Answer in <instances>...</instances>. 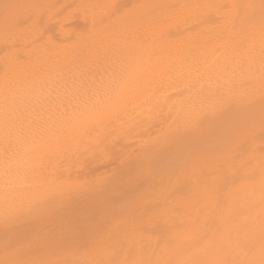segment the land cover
<instances>
[{"label": "bare ground", "instance_id": "bare-ground-1", "mask_svg": "<svg viewBox=\"0 0 264 264\" xmlns=\"http://www.w3.org/2000/svg\"><path fill=\"white\" fill-rule=\"evenodd\" d=\"M234 2L237 0H83L63 16L61 11L51 10L43 22L24 19L29 25L3 30L0 97L11 90L19 119L14 121L13 138L0 143V179L45 168L51 142L78 126L107 119L117 99L123 101L142 90L149 78L167 71L179 55H194L205 38L201 34L223 26L226 9H207L203 4ZM133 18L138 22L133 23ZM254 42L258 52V30ZM77 87L80 91L74 94ZM258 95L257 91L254 100ZM254 100H226L220 111L170 132L171 121L153 114L128 130L110 126L111 130L92 142L82 139L71 145L61 156L56 180L79 187L71 193L54 189L32 193L42 198L32 211L24 210V201L30 197L17 198L12 207L7 202L0 204V264H68L89 256L97 240L111 236L118 241L130 221L139 223L163 207L165 197L186 195L194 169H202L203 181L217 178L222 186L225 182L234 185L238 214L255 211L258 218L264 198L258 175L238 172L228 179L218 176L208 163L178 168L188 153L177 151L176 145L180 134L192 131L199 136V145L205 144L202 150L209 149L206 141L211 147H221L237 115ZM167 110L162 106L158 111ZM244 150L239 153L242 158ZM259 151L258 144L257 156ZM152 168L168 180L141 199V193L131 188L137 180L149 179ZM165 230L162 222L155 227L141 226L142 232L156 236ZM123 251L120 247L119 252Z\"/></svg>", "mask_w": 264, "mask_h": 264}, {"label": "snow or ice", "instance_id": "snow-or-ice-1", "mask_svg": "<svg viewBox=\"0 0 264 264\" xmlns=\"http://www.w3.org/2000/svg\"><path fill=\"white\" fill-rule=\"evenodd\" d=\"M3 5L0 23L5 26L30 14H48L53 9L51 4L41 7L39 0H3ZM203 7L226 9L224 24L218 30L213 28L201 34L205 38L198 43L194 55H179L167 71L149 78L142 90L123 101L117 99L107 119L78 126L51 142L45 168L0 179V204L7 202L12 207L17 198L30 197L24 201V210L32 211L42 203L40 196H32L34 192L54 189L71 193L79 185L56 180L62 154L82 139L96 140L102 132L111 130L110 126L128 130L147 116L158 114L171 121L167 129L170 132L181 124L193 125L202 116L220 111L225 101L234 97L251 101L258 91L264 104V0H237L230 5L207 3ZM132 22L138 21L133 18ZM257 30L258 52L254 42ZM237 84L244 87H235ZM79 91V87L73 89L74 94ZM209 96L215 98L209 101ZM162 106L167 112L158 111ZM18 119L9 90L7 96L0 97V143L13 138L14 121ZM250 128L244 129L245 135H251ZM261 129L264 131V113ZM239 147L238 140L226 143L223 155L211 167L218 176L223 174L228 179L238 172L258 175L264 190V138L258 156L252 143L249 154L237 159ZM201 176L202 169H194L189 175L192 187L186 195L165 197L163 207L148 213L139 223L130 221L118 241L105 236L96 241L91 255L68 264H264V198L258 218L255 211L240 216L235 186L227 182L222 186L217 178L206 182ZM160 222L166 230L159 236L141 231L143 224L155 227ZM120 247H124L122 253Z\"/></svg>", "mask_w": 264, "mask_h": 264}, {"label": "rangeland", "instance_id": "rangeland-1", "mask_svg": "<svg viewBox=\"0 0 264 264\" xmlns=\"http://www.w3.org/2000/svg\"><path fill=\"white\" fill-rule=\"evenodd\" d=\"M54 1L55 0H50V3H48L49 2L48 0H39V3H40L41 7L45 6L46 4H51V6L53 8L52 10H55V11H58V12L61 11L60 14H61V16H63L64 14H67L70 11H72V8L76 9L83 0H60V1L56 0L55 3H54ZM2 4H3V0H0V9H2L3 6H4ZM61 4H63V5H61ZM65 11H67V12L65 13ZM47 16H48V14H44L43 16L42 15L36 16V15H31L30 14V15H27V17L25 16L22 19L13 20L12 23L9 26H5V24L0 23V30H1L0 33L3 30L5 31V30L10 29L11 26H13V28L14 27L15 28H21V27H23L25 25H29L28 23H31L34 20H38V21H42L43 22V21H45ZM26 18H28L30 20V22ZM24 19L28 23H25ZM11 29H12V27H11ZM252 103L253 104L248 106L245 110H243L241 113H239L237 115V117L234 120V123H232L231 128L229 130L228 138L226 139L224 144L221 145V147H220V144L218 145L219 148L209 146V144H211V143H209V141H206L205 143H208L206 145H208V147H209V149L207 150L208 152H207L206 150H202V149H204V145L205 144L199 145L200 144L199 143L200 140H199V136H196V133H194L192 131H186V132L180 134L178 136V138H177V140H180V141H176L177 142L176 145L178 144L177 151L180 152L182 150L181 152H183V153H186V152L188 154L190 152L191 153L189 155L187 154V156L181 162H179L177 164V167L178 168H182L186 164H188V165H192L193 164L195 166H199V165L202 166L203 164L208 163V164L212 165V164L218 162V160L223 155V150H224L223 147H225V144L227 142H231L232 139L239 141L240 147L238 149V154L241 153V152L243 154V151H241V150H244V149L247 150V148H250V145L252 143L255 144V149H256L257 145L258 144L260 145L261 139L264 138V131H262V129H261V118H262V113H264V104H262V102L260 100V97L255 99ZM249 126H251V128H250L251 135L250 136L244 134V129L248 128ZM180 137H181V139H179ZM246 140H247V144H246V142H244V143H245V146H247V148L243 144V141H246ZM248 145H249V147H248ZM192 147H193V149H191ZM186 148H188L187 151H186ZM245 150H244L245 154L243 155V158L246 157L249 154V151H245ZM188 156H190V157H188ZM241 156L242 155L239 154V157H241ZM239 157L237 155V159ZM185 159H186V161H185ZM183 161H185V163H182ZM148 176H150L149 179L137 180L135 185L131 188L133 191H137L138 193L142 194V195L140 194V198L141 199L143 198L144 194L153 193V192L161 189L162 187H164L165 182L168 180V176L160 177L158 172L154 171L153 168H152V173L149 172ZM151 178H153V179H151ZM169 180H170V178H169ZM256 240H257V243H258L259 242V236L258 235L256 237Z\"/></svg>", "mask_w": 264, "mask_h": 264}]
</instances>
